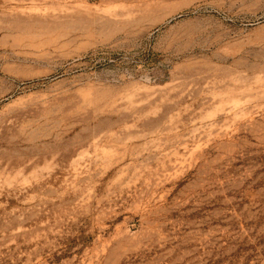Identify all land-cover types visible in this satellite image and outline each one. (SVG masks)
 I'll return each mask as SVG.
<instances>
[{
	"label": "rangeland",
	"instance_id": "obj_1",
	"mask_svg": "<svg viewBox=\"0 0 264 264\" xmlns=\"http://www.w3.org/2000/svg\"><path fill=\"white\" fill-rule=\"evenodd\" d=\"M0 264H264V0H0Z\"/></svg>",
	"mask_w": 264,
	"mask_h": 264
}]
</instances>
